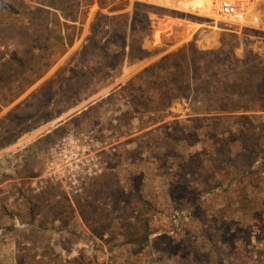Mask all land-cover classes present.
<instances>
[{
    "label": "rangeland",
    "instance_id": "1",
    "mask_svg": "<svg viewBox=\"0 0 264 264\" xmlns=\"http://www.w3.org/2000/svg\"><path fill=\"white\" fill-rule=\"evenodd\" d=\"M216 11L213 0H0V264H55L49 223L65 226L74 209L90 235L115 248L112 264L126 249V264H264V110L243 98L248 110L219 112L239 100L200 93L145 112L159 96L137 100L132 86L189 42L220 49L215 58L227 63L250 51L264 67V0H253L242 25ZM54 14L71 27L61 45L50 32ZM41 22L44 56L30 63L16 46L19 27L34 34ZM90 36L110 52L125 39V53L140 39L152 54L106 75L84 77L77 67L70 78L81 57L94 65L98 54L80 57ZM72 147L102 167L77 187L59 165ZM13 231L34 242L1 250Z\"/></svg>",
    "mask_w": 264,
    "mask_h": 264
},
{
    "label": "trees",
    "instance_id": "2",
    "mask_svg": "<svg viewBox=\"0 0 264 264\" xmlns=\"http://www.w3.org/2000/svg\"><path fill=\"white\" fill-rule=\"evenodd\" d=\"M33 11L39 15L43 10L35 8ZM53 16L50 32L55 35L54 38L61 45L60 40L66 39L67 36L69 39L71 37L67 33V36L63 38L61 35L62 30L71 27L60 23L58 15L54 14ZM20 25L22 39L16 46L21 47L22 53L29 57L27 60L30 63L36 62L37 64L42 61L44 56L42 55L41 43L46 40L47 27H43L42 22L38 23L34 28V34H32L29 33L27 28H24L23 24ZM113 33L115 34L116 30H113ZM87 41V44L82 47L80 57L86 52L98 54L96 59L93 60L94 65L90 67L85 65V61L81 57L72 65L70 78L77 67L81 68V75L84 77L88 75V72L91 76L106 75L108 71L120 67L124 60H127L129 64H133L152 54L141 47L140 39H132L127 44L129 48L127 53L124 51L126 47L125 39L120 41L119 49L114 52L109 51L106 43L105 46L99 45L94 36L87 38ZM68 44L70 45V42ZM34 53H36L35 58ZM217 55H221L220 49L202 52L196 50L191 42L163 55L144 67L132 81L137 100L138 97L142 98L145 93L147 94L152 90L157 92L159 99L156 107L149 109L141 107L145 105L138 104L137 100L132 104L135 107H141L142 111L156 112L168 108L174 99L190 96L197 98L200 93H203L207 98L210 96L219 98V102L228 101L233 97L239 100L236 105H217L215 108L219 112H233L236 109L248 110L247 105H243L244 103L239 104L243 98H246V101L258 102V108L264 110V67L260 66L256 55L251 56L252 52L248 51L242 60L230 61V63L215 58ZM46 67L45 71L49 65ZM45 71L38 73L37 77H41ZM204 74L206 75L203 76ZM217 77L219 80L216 79Z\"/></svg>",
    "mask_w": 264,
    "mask_h": 264
},
{
    "label": "crops",
    "instance_id": "3",
    "mask_svg": "<svg viewBox=\"0 0 264 264\" xmlns=\"http://www.w3.org/2000/svg\"><path fill=\"white\" fill-rule=\"evenodd\" d=\"M134 65L131 64L129 67ZM2 153L3 151H0V154ZM67 200L72 203L71 197H68ZM71 206L73 205L71 204ZM72 212V216L68 217L72 218L65 226H59V219L53 220L51 218L49 223L53 228L52 233L54 234L53 238H55L53 241H56L52 243L55 250V264H112L115 259L113 256L116 253L115 248L107 247L102 240L104 237L99 239L94 234L90 235V230L83 221V216L79 215L75 209ZM13 234L16 235V240H12L9 235L2 237L1 250L9 252L16 246L21 248L34 242L30 238L23 237L17 231L16 233L13 231ZM19 236L23 238H19ZM126 250L120 254V264H126L130 260L131 254Z\"/></svg>",
    "mask_w": 264,
    "mask_h": 264
},
{
    "label": "built area",
    "instance_id": "4",
    "mask_svg": "<svg viewBox=\"0 0 264 264\" xmlns=\"http://www.w3.org/2000/svg\"><path fill=\"white\" fill-rule=\"evenodd\" d=\"M215 2L217 11L216 15L223 20L235 24L242 25L246 21L249 5L253 3V0H213ZM248 2L250 4H248ZM79 148H71L68 153H63L61 156L60 167L66 170L65 179H68L69 184L73 187H77L80 182H84L87 177L100 174L102 171L101 166H88V161H82L76 156L78 155ZM81 150H86L82 148ZM98 162V160H97ZM69 195V194H68Z\"/></svg>",
    "mask_w": 264,
    "mask_h": 264
}]
</instances>
